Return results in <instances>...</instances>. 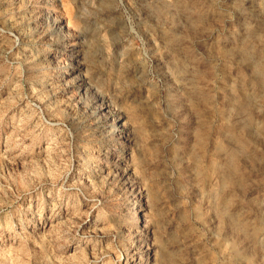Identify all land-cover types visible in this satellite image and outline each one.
I'll return each mask as SVG.
<instances>
[{"label": "rangeland", "instance_id": "1", "mask_svg": "<svg viewBox=\"0 0 264 264\" xmlns=\"http://www.w3.org/2000/svg\"><path fill=\"white\" fill-rule=\"evenodd\" d=\"M0 264H264V0H0Z\"/></svg>", "mask_w": 264, "mask_h": 264}]
</instances>
